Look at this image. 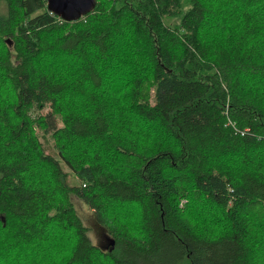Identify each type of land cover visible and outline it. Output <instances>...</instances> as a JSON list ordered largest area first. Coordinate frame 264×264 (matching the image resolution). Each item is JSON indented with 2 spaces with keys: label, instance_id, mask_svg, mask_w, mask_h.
Listing matches in <instances>:
<instances>
[{
  "label": "trees",
  "instance_id": "16d2710c",
  "mask_svg": "<svg viewBox=\"0 0 264 264\" xmlns=\"http://www.w3.org/2000/svg\"><path fill=\"white\" fill-rule=\"evenodd\" d=\"M47 2L0 0V264H264V0Z\"/></svg>",
  "mask_w": 264,
  "mask_h": 264
},
{
  "label": "rangeland",
  "instance_id": "374dc122",
  "mask_svg": "<svg viewBox=\"0 0 264 264\" xmlns=\"http://www.w3.org/2000/svg\"><path fill=\"white\" fill-rule=\"evenodd\" d=\"M46 111L47 110H45L44 112ZM50 121H52V119H50ZM39 136H40L41 141L44 143L47 152L51 154L54 153L56 155L57 150L54 147V142L51 137V132L44 133L43 131H40ZM64 168L66 171L70 173L69 181H68L69 184L70 185L79 184V180L76 178L74 173L70 170V168L66 165H64ZM73 203H74V207H75L77 214L80 216L84 225L87 227L88 235L90 239L92 240V242L95 245H98L102 248L108 247V244H109L108 236L107 234H105L104 229L97 222L95 213L93 212L92 208L88 205V203L85 200H83L80 197L75 196L73 198Z\"/></svg>",
  "mask_w": 264,
  "mask_h": 264
},
{
  "label": "water",
  "instance_id": "95a60500",
  "mask_svg": "<svg viewBox=\"0 0 264 264\" xmlns=\"http://www.w3.org/2000/svg\"><path fill=\"white\" fill-rule=\"evenodd\" d=\"M96 0H48V10L63 20H78L94 10Z\"/></svg>",
  "mask_w": 264,
  "mask_h": 264
},
{
  "label": "built area",
  "instance_id": "2783aa9c",
  "mask_svg": "<svg viewBox=\"0 0 264 264\" xmlns=\"http://www.w3.org/2000/svg\"><path fill=\"white\" fill-rule=\"evenodd\" d=\"M60 18V17H59ZM62 19V18H61ZM184 202V201H183Z\"/></svg>",
  "mask_w": 264,
  "mask_h": 264
}]
</instances>
